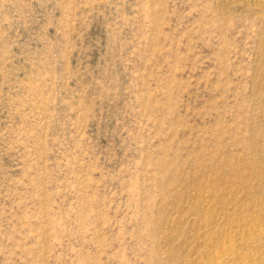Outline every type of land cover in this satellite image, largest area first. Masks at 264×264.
<instances>
[{
	"label": "rangeland",
	"instance_id": "374dc122",
	"mask_svg": "<svg viewBox=\"0 0 264 264\" xmlns=\"http://www.w3.org/2000/svg\"><path fill=\"white\" fill-rule=\"evenodd\" d=\"M217 258L264 264V0H0V264Z\"/></svg>",
	"mask_w": 264,
	"mask_h": 264
},
{
	"label": "bare ground",
	"instance_id": "6f19581e",
	"mask_svg": "<svg viewBox=\"0 0 264 264\" xmlns=\"http://www.w3.org/2000/svg\"><path fill=\"white\" fill-rule=\"evenodd\" d=\"M231 255V254H230ZM234 255V254H233ZM222 258V257H221ZM223 260V258H222ZM217 264H220L221 263V259L220 258H217V261H216Z\"/></svg>",
	"mask_w": 264,
	"mask_h": 264
}]
</instances>
